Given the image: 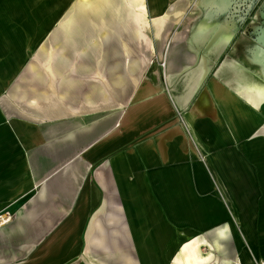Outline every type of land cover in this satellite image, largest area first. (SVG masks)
I'll use <instances>...</instances> for the list:
<instances>
[{"label":"crops","instance_id":"1","mask_svg":"<svg viewBox=\"0 0 264 264\" xmlns=\"http://www.w3.org/2000/svg\"><path fill=\"white\" fill-rule=\"evenodd\" d=\"M5 212L0 264H264V0H0Z\"/></svg>","mask_w":264,"mask_h":264},{"label":"bare ground","instance_id":"2","mask_svg":"<svg viewBox=\"0 0 264 264\" xmlns=\"http://www.w3.org/2000/svg\"><path fill=\"white\" fill-rule=\"evenodd\" d=\"M197 238V237H196ZM194 245V244H193ZM200 245V244H199ZM205 246V245H204ZM182 250V249H181ZM190 252L185 251L183 257L185 258L186 262L189 264H194L198 259L202 256L199 252L198 245H194L193 249L189 250ZM204 255V254H203Z\"/></svg>","mask_w":264,"mask_h":264},{"label":"built area","instance_id":"3","mask_svg":"<svg viewBox=\"0 0 264 264\" xmlns=\"http://www.w3.org/2000/svg\"><path fill=\"white\" fill-rule=\"evenodd\" d=\"M165 63H166V61H165V56H164V57H162L160 65L163 68H166ZM12 219H13V215L12 214H9L7 212L1 213L0 214V228L4 227L6 224L10 223L12 221Z\"/></svg>","mask_w":264,"mask_h":264}]
</instances>
